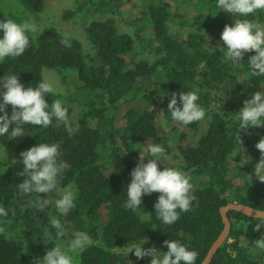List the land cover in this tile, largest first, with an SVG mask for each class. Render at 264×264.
<instances>
[{
    "label": "trees",
    "instance_id": "16d2710c",
    "mask_svg": "<svg viewBox=\"0 0 264 264\" xmlns=\"http://www.w3.org/2000/svg\"><path fill=\"white\" fill-rule=\"evenodd\" d=\"M95 1L76 4L74 10L64 11L62 18L83 12L90 3L93 11L113 15L122 0ZM18 2L26 11L37 14L43 10L45 0ZM190 7H203L205 12L190 17ZM240 18L264 25V10ZM0 21H5L1 10ZM234 22H228L225 12L217 8L216 0H180L176 5L165 0H142L139 17L130 22L137 26L133 34L118 32L112 17L91 20L83 26L93 50L90 57L85 55L78 39L47 28L34 38L28 34L30 43L21 56L6 57L0 62V78L16 75L25 88L36 87L43 81V69L57 72L62 83L71 74L77 83V94L84 98L77 121L71 122L77 129L72 135L63 124L57 125L55 119L46 129L28 124L24 126L25 135L13 150V156L21 161L20 153L40 142L60 143L58 160L70 167L59 178L58 188L72 186L76 198L75 207L67 214L57 211L58 219L71 224L76 233H87L91 240L81 250L79 264H150V257L137 258L134 252L129 253L128 245L135 241L145 249L155 247L166 252L165 240L178 241L188 250L196 251L195 264H200L223 229L222 206L232 202L264 210V183L253 175L254 165L260 159L255 145L264 136V126L241 131L239 118L232 120L229 116L244 106L247 99L244 92L264 91V75L250 76L247 62L255 55L254 51L245 53L238 67L224 60L226 49H220L224 47L220 37L225 25L234 26ZM171 25L190 31L182 37ZM145 35L156 42L150 51L152 59L132 62L135 40L142 41ZM62 39H68L71 47L63 46ZM153 82L163 96L152 89ZM196 85L205 90H195ZM219 89L231 91L232 97L238 99L239 108L216 105L211 90ZM3 91L0 87V93ZM173 92L198 94L197 104L205 110L206 120L201 130L200 121L183 125L172 120L167 106ZM60 97L54 92L45 99L51 105ZM120 105H126L125 125L117 128L114 113ZM64 106L69 116L72 108ZM177 106L182 108L178 96ZM6 111L11 114V105ZM160 117L172 131H179L175 147L182 162L177 170L191 176V194L196 198L191 210L181 212L172 225H165L155 216L154 204L160 193L142 196V204L137 209L123 206L127 200L126 187L131 182L130 173L138 164L134 159L137 157L134 144L141 147L158 144L165 149V155L171 152L169 136L157 124ZM183 128L193 135L198 133L197 141L187 140ZM10 132L11 129L0 136V145L11 143ZM248 146L250 160L245 161L240 150ZM234 154L237 166L233 173L229 160ZM161 159L163 162L158 163L164 170L168 165ZM114 166H121L118 173L111 171ZM23 168L24 165L22 171ZM17 173L14 167L3 168L0 163V207L8 212L7 216H0V224L12 220L22 227L21 240L6 238L0 233V264H35L38 257L22 252V246L36 240L32 246L36 252L51 247L45 235L54 230L49 223L54 207L50 203L40 211L29 205V201L35 204L39 194L21 197L18 184L24 180ZM40 195L50 197L49 193ZM227 218L229 234L209 264H264V252L259 250L253 254L245 243L250 232L264 237V227L254 231L259 222L256 218L232 210L227 212Z\"/></svg>",
    "mask_w": 264,
    "mask_h": 264
},
{
    "label": "clouds",
    "instance_id": "9594fccd",
    "mask_svg": "<svg viewBox=\"0 0 264 264\" xmlns=\"http://www.w3.org/2000/svg\"><path fill=\"white\" fill-rule=\"evenodd\" d=\"M217 8L233 14L234 26L225 25L221 34V41L226 49L224 60L231 62L234 67L242 65L241 61L247 52H255L248 60L250 66V76L264 75V26L259 23L250 22L247 17L257 10H264V0H216ZM0 30H3V38H0V61L6 57L16 58L21 56L30 43L29 33L42 32L43 29L31 19L20 20L8 18L0 21ZM63 46L71 47L68 39H62ZM0 87L5 89L0 93V136L9 133L12 138L25 135L24 126L33 125L48 128L56 120L57 125L63 124L69 135L77 129L71 125L68 116V109L59 99L53 100L51 105L45 97L53 94L55 89L47 80L38 83L36 87L25 88L20 83V78L16 75H5L0 78ZM164 94L161 93V96ZM177 96L182 108L177 106ZM199 97L196 92H173L168 103V110L173 121L183 125L200 121L205 117V110L197 104ZM244 106L237 113L239 116V127L241 131L250 127L264 126V91L255 92L250 99H246ZM11 105L12 111L9 114L6 107ZM240 131V132H241ZM237 139L243 144L238 135ZM260 152V159L254 165L253 175L264 183V136L255 145ZM126 154V153H125ZM60 155V143H39L26 151L20 153L21 161L24 165L23 171L17 173L26 177L22 183L18 184L19 195L27 197L30 194H39V199L29 201V205L43 211L44 207L52 202V197L41 198V193L48 194L53 190L58 193L59 178L70 165L62 160H58ZM148 162L144 163L145 158ZM166 158L165 149L158 144H148L144 149V154L139 152V163L131 171V182L126 187L127 200L124 207L127 209L139 208L142 204V196L160 193L154 204L155 216L165 225L174 224L181 212L191 210L192 202L196 199L191 194L193 184L191 176L171 167L160 170L158 161ZM163 162V161H162ZM17 163V161H15ZM252 179V175H249ZM76 192L72 186H68L59 192V198L55 199L56 210L61 214H67L75 207ZM23 211V208L21 209ZM15 215V209L12 210ZM8 212L4 207H0V216H7ZM254 231H259L264 227V212L256 211ZM51 227L55 229V239H62L67 231L60 219L52 217L49 220ZM4 229L0 227V233ZM164 245L168 251H158L155 247L144 248L139 243L133 241L128 245L129 253L134 252L137 258L150 257V264H195L198 253L188 250V248L178 241L165 240ZM91 244L87 233L77 232L74 239L69 241L68 251L76 252L83 250ZM254 249L250 251L255 254L256 250L264 251V237L255 241ZM62 250L59 245L51 247L42 259H37L35 264H74V257Z\"/></svg>",
    "mask_w": 264,
    "mask_h": 264
},
{
    "label": "rangeland",
    "instance_id": "374dc122",
    "mask_svg": "<svg viewBox=\"0 0 264 264\" xmlns=\"http://www.w3.org/2000/svg\"><path fill=\"white\" fill-rule=\"evenodd\" d=\"M106 1V0H104ZM167 2H171L173 5H176L180 0H165ZM85 2V0H45L44 8L40 13H30L26 11L18 2V0H0V10L4 14L5 20L8 18L15 19L18 23L20 20L25 19H31L34 21L38 26H40L42 29L51 28L54 29L64 35H70L78 39L83 47L84 53L87 56L93 55V50L88 43L86 36L83 32V26L87 24L91 20L96 19H105L107 17H112L115 20V25L117 28V31L120 33H129L133 34L137 28L135 24H130L131 20L134 18H138L141 11H142V0H132L131 3H128L127 0H122L121 3L118 5V10L116 14H104L101 11H93V5L90 3L88 4L89 8L84 9L83 12L67 19H63L62 15L63 12L66 10H74V6L76 4ZM95 3H99V0H96ZM133 5V6H132ZM205 8H194L190 7L188 11V15L190 17L195 16L199 13H204ZM225 12V11H224ZM228 22L230 20H235L238 17H234L233 14L225 12ZM264 26L263 24H261ZM171 28L178 31L179 35L182 37H185L187 32L190 31L189 28H179L176 25H171ZM39 33V32H38ZM38 33L34 34V37L38 35ZM29 35L33 38V34L29 33ZM146 36V35H145ZM0 38H3V31L0 35ZM156 46V42L149 38L148 36L145 37L142 41L135 40L134 48L131 53V61L132 62H138L140 60H150L152 59V53L150 52L152 48ZM212 48V47H209ZM1 62V61H0ZM41 75L43 80H47L49 83H51L55 89V93H58L61 95L59 100L62 101L63 105L70 106L72 108V112L69 115V120L72 123H75L79 117L80 110L83 104V97L79 96L76 92V85L77 83L74 80V77L71 74H68L66 82H61L60 75L49 69H43L41 71ZM152 89L160 95V91L158 90V86L153 82L152 83ZM195 90H205L204 88H201L200 86L196 85L194 86ZM263 91V90H258ZM253 91L251 93L244 92L245 95H247V99H250L252 95L255 92ZM211 95L214 96L216 99L215 104L218 106L223 107H238V99L236 97H232V92L227 91L223 92L220 89L219 90H211ZM214 104V105H215ZM225 108V109H226ZM126 109V105H120L118 110L114 113L115 118V126L117 128H121L125 125V119H124V111ZM232 120H237L239 118L238 114L234 111L231 115H229ZM206 120L203 118L200 120V130L205 125ZM157 124L160 125V127L168 134L169 140H168V146L171 150V152L168 155H165L166 158L164 159V162L168 165V167L177 169V167L181 164L182 160L180 156L177 154L176 147H175V137L178 134L171 130V128L167 125L165 120L163 118L157 119ZM184 133L187 136V140L190 142H196L198 139L199 134L196 135L191 134L187 129H182ZM20 137L12 138L11 143L7 146L0 145V163L2 164L3 168L6 167H14L18 172L20 173L22 171L23 163L17 160L13 156V150L18 141H20ZM134 149L137 152V157L134 159L139 163V152L141 154H144V149L146 147L136 146L134 144ZM250 154H251V147H244L240 150V155L243 157L245 161L250 160ZM235 154L230 158L229 160V167L231 171L234 173L236 171L237 163L235 162ZM17 161V163H15ZM148 162V158L146 157L144 160V163ZM158 163V162H157ZM159 169L162 171L163 169L160 167V164L158 163ZM121 169V166H114L111 167V171L113 173H118ZM23 180L26 179L24 176H20ZM73 188V187H72ZM65 188H58V193L56 195V192L53 190L51 193H49L50 197H52V205L54 207V212L51 213V218L55 217L58 218V213L55 207V199L59 198V192H62ZM75 191V189L73 188ZM137 209V208H136ZM140 213V212H139ZM102 217H104V211H101ZM142 217L145 216V214L140 213ZM66 226V233L62 239H55V229L47 233L45 236L48 237L52 243L51 247H54L56 245H59L62 250L68 251L69 249V241L74 239L75 233L72 225L69 223H62ZM0 227L4 229L3 234L6 238L14 239V240H21V230L22 227L19 223H16L12 220H4L1 222ZM260 236H253V234L250 232L247 240L245 239V243H248L249 250L254 249V243L255 241L259 240ZM37 241L35 240L32 243H23L22 246V252L24 253H31L38 257V259H42L46 252L51 249H42L41 251H34L33 245ZM252 242V243H251ZM127 249H129L127 247ZM259 251V250H256ZM255 251V253H256ZM262 251V250H260ZM81 251L71 252L68 251L69 255H72L74 257V264H79V255ZM252 252V251H251ZM264 252V251H263Z\"/></svg>",
    "mask_w": 264,
    "mask_h": 264
},
{
    "label": "water",
    "instance_id": "95a60500",
    "mask_svg": "<svg viewBox=\"0 0 264 264\" xmlns=\"http://www.w3.org/2000/svg\"><path fill=\"white\" fill-rule=\"evenodd\" d=\"M229 210L239 212L247 217L256 218V211L264 212V210H258L247 205L239 204V203H228L225 206L220 208V215L222 218L223 229L217 236V238L213 241L208 251L206 252L204 258L202 259L200 264H209L212 260V257L216 253V251L221 247L222 243L226 239L230 231V222L227 218V212Z\"/></svg>",
    "mask_w": 264,
    "mask_h": 264
}]
</instances>
